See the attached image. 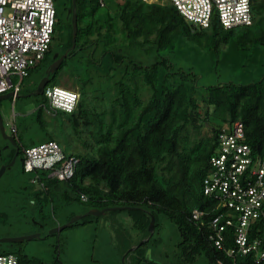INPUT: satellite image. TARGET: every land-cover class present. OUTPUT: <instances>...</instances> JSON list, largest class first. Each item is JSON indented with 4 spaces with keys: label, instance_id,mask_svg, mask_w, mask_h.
Returning a JSON list of instances; mask_svg holds the SVG:
<instances>
[{
    "label": "trees",
    "instance_id": "obj_1",
    "mask_svg": "<svg viewBox=\"0 0 264 264\" xmlns=\"http://www.w3.org/2000/svg\"><path fill=\"white\" fill-rule=\"evenodd\" d=\"M68 3L71 7L72 0ZM102 7L99 0H77L76 47L51 75L52 85L60 84L65 74L71 77V86L80 92L76 108L57 110L49 118L42 110L37 115L43 135L40 142L57 141L79 162L71 178L61 180L42 169L37 173L44 187L31 182L33 175L21 185L32 217L37 220L35 212L43 217L45 207L55 200L87 204L90 209L129 205L124 209L134 227L145 234L143 242L126 253L130 264H259L254 253L229 255L231 238L223 248L210 239L207 222L215 204L204 194L203 180L220 131L236 120L244 122L246 141L254 153L264 155V76L250 83L218 82L203 91L199 74L177 67L171 54L163 51L171 52L185 38L201 44L206 39L211 47L230 42L240 50L264 43V0H253L251 25L229 29L217 17L208 26L197 25L169 0H124L116 5L115 14ZM66 28V40H59L58 49L51 44L40 60L71 47L69 12ZM57 39L53 35V41ZM47 122L54 129L44 127ZM11 133L24 162V149L35 142L26 144L17 126ZM15 154L12 146L8 162ZM195 208L206 212L204 225L193 218ZM152 214L155 229L165 217L178 231L176 249L166 255V262L148 255L147 245L155 231L149 230ZM15 249L0 253H15L20 264H45L39 257L24 254L22 247ZM49 264L61 261L55 256Z\"/></svg>",
    "mask_w": 264,
    "mask_h": 264
},
{
    "label": "rangeland",
    "instance_id": "obj_2",
    "mask_svg": "<svg viewBox=\"0 0 264 264\" xmlns=\"http://www.w3.org/2000/svg\"><path fill=\"white\" fill-rule=\"evenodd\" d=\"M54 1L57 10L54 35L58 37V41H52V45L58 49L59 40L65 41L67 38L69 3L68 0ZM121 1L124 0H106V5L102 9L111 8L110 10L115 14L116 5ZM232 46L229 42L211 47L207 45L206 39H203L201 44L185 38L171 52L164 50L163 53L171 54L177 67L195 70L199 74L198 82L203 91L206 86L218 82L250 83L262 78L264 43L260 42L255 47L245 50ZM53 59L54 53L30 67L20 84L18 94L0 100V112L6 133H10V122L13 121L17 126L18 136L23 137V141L28 145L43 140L42 132H39L41 123L37 120L39 111H44L48 118V115H53V111L48 110L49 98L44 93H36ZM53 73L55 72L49 75L47 86L52 85ZM13 81L18 82V77H13ZM71 82V77L65 74L60 84L73 88ZM10 92L12 91L7 93ZM142 94L145 100L149 98L147 92ZM44 127L48 130L54 129V125L50 122ZM71 138L76 140L74 135ZM7 142L0 129V155L4 156L3 159L0 156V168L3 164L10 163L7 156L9 151L6 148ZM76 143L80 145L79 141ZM32 175L34 172L24 171L21 158L3 173L0 179V239L35 233L40 235L23 241L0 240V252L22 247L24 254L39 257L45 264H49L55 256L59 257L61 264H130L126 253L143 241L142 237L145 234H141L134 227L126 209H113L95 215L88 213L90 208L87 204L67 205L63 201L55 200L53 204L45 207L43 217L35 212L34 216H37L35 220L32 217V206L26 198V191L20 190L21 185L28 183ZM79 214H85L83 217L86 218L81 217L61 230H54ZM160 222L147 245V251L148 255L153 254L152 257L158 261L166 262V255L172 254L176 249L179 236L175 224L169 219L161 217ZM58 246L59 252H56Z\"/></svg>",
    "mask_w": 264,
    "mask_h": 264
},
{
    "label": "built area",
    "instance_id": "obj_3",
    "mask_svg": "<svg viewBox=\"0 0 264 264\" xmlns=\"http://www.w3.org/2000/svg\"><path fill=\"white\" fill-rule=\"evenodd\" d=\"M106 5V0H99ZM148 3L165 0H142ZM197 25L208 26L213 17L227 29L253 23V0H169ZM54 0H0V94L13 91L16 96L28 69L44 58L50 49L56 25ZM18 77V82L13 81ZM49 111H71L80 92L61 84L45 86ZM63 94H69L66 101ZM10 132L16 131L13 121ZM79 158L67 155L55 140L43 141L24 149V169L34 172L31 182L44 187L37 170L49 176L71 178ZM203 192L214 201V215L208 220L210 239L223 248L233 240L229 255L254 253L256 262L264 264V155L254 153L246 141L245 125L236 120L223 126L218 148L210 158L209 173L203 180ZM82 199L87 197L82 195ZM206 212L192 211L201 219ZM0 264H20L15 253H0Z\"/></svg>",
    "mask_w": 264,
    "mask_h": 264
},
{
    "label": "water",
    "instance_id": "obj_4",
    "mask_svg": "<svg viewBox=\"0 0 264 264\" xmlns=\"http://www.w3.org/2000/svg\"><path fill=\"white\" fill-rule=\"evenodd\" d=\"M69 13L72 14V30H73V33H72V45L63 54H60L59 52H55L54 53V61L49 66V69L47 71V75L44 76L41 79V81H40V83H39V85H38V87L36 89V93H38V94H42L44 92V88H45L46 84L49 81V75L52 72H55L59 68V66L62 63V61L64 60V58L68 55L69 50L74 49L76 47L77 35H78L77 0H72V6L69 7ZM11 95L12 96L14 95L13 91L10 92V93L0 94V100L3 99V98H6L8 96H11ZM0 129H1V132H2L4 138L9 139L12 144H17V142L15 140V137L6 133L5 123L3 121V117L1 115V112H0ZM14 163H15V157H13V159L10 161V163L3 164L1 166V168H0V179H1L2 175H3V173L5 172V170L8 167H10L11 165H13ZM131 207L132 206L125 205V206H111V207H106V208H103V209L91 208L88 213H92V214L97 215V214L106 213V211H108V210L122 209V208H131ZM83 215H85V214H83ZM83 215H80V214L79 215H75L67 223L59 225L54 230L55 231L61 230V229L65 228V227L69 226L75 220L80 219L81 217H83ZM154 229H155V216L152 214L151 215V221H150V224H149V230H150L151 233H153ZM39 235H40L39 233H35V234L28 235V236L4 237V238H1L0 240L1 241H23L24 239L34 238V237H37ZM142 242L143 241H141L139 244H141ZM134 248H136V246H134L130 250H133Z\"/></svg>",
    "mask_w": 264,
    "mask_h": 264
},
{
    "label": "flooded vegetation",
    "instance_id": "obj_5",
    "mask_svg": "<svg viewBox=\"0 0 264 264\" xmlns=\"http://www.w3.org/2000/svg\"><path fill=\"white\" fill-rule=\"evenodd\" d=\"M9 135H12L13 136V134L10 132V133H8ZM7 139V138H6ZM8 140V142H7V144H6V148L8 149V150H11L12 149V146H14V147H16V154H15V161H16V159H17V157L18 158H21L22 157V153H20V149L17 147V144H12L11 143V141L9 140V139H7ZM5 164H8V163H5Z\"/></svg>",
    "mask_w": 264,
    "mask_h": 264
},
{
    "label": "clouds",
    "instance_id": "obj_6",
    "mask_svg": "<svg viewBox=\"0 0 264 264\" xmlns=\"http://www.w3.org/2000/svg\"><path fill=\"white\" fill-rule=\"evenodd\" d=\"M66 97L70 98L71 96H70L69 94H63L62 99L66 101V100H67ZM79 98H80V96H79ZM79 98L76 99V97H75L74 99H71L70 101H72L73 104H77L78 101H79ZM71 111H72V110H71Z\"/></svg>",
    "mask_w": 264,
    "mask_h": 264
}]
</instances>
